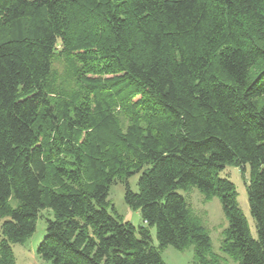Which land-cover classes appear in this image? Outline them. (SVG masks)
<instances>
[{"label":"trees","instance_id":"obj_1","mask_svg":"<svg viewBox=\"0 0 264 264\" xmlns=\"http://www.w3.org/2000/svg\"><path fill=\"white\" fill-rule=\"evenodd\" d=\"M228 167L248 168L255 239ZM190 188L220 201L221 251L264 264V0H0V264L39 217L49 264H164L168 246L223 264Z\"/></svg>","mask_w":264,"mask_h":264},{"label":"rangeland","instance_id":"obj_2","mask_svg":"<svg viewBox=\"0 0 264 264\" xmlns=\"http://www.w3.org/2000/svg\"><path fill=\"white\" fill-rule=\"evenodd\" d=\"M73 65L65 59H56L53 63L52 80L58 85V88L69 89V78ZM90 76V75H88ZM62 80V82L58 80ZM248 168L244 173L238 168L228 167L222 173L221 177H227L234 185L236 192V202L243 217L245 218L249 233L252 238H256L254 222L249 214L246 183L248 181ZM137 176L128 179L131 190L136 191ZM189 206L191 212L199 218L207 235L210 239L211 252L221 258L223 264H237V262L221 251V241L223 231L227 227V222L222 212L220 201L217 197L205 200L204 197L195 188H190L186 192H180ZM124 186L121 183L110 187L108 202L115 209V214L122 221H127L138 229L142 226V220L137 210L130 209L124 202ZM13 203V202H12ZM46 216V212H42ZM47 217V216H46ZM1 224V220H0ZM45 220L39 217L36 221L35 231L23 242L12 246V253L15 264H49L41 259L37 253V247L45 236ZM153 239V245L157 246L155 232L150 230ZM1 238V234H0ZM159 254L164 264H193V250L191 247L177 250L173 247H166L159 250Z\"/></svg>","mask_w":264,"mask_h":264}]
</instances>
